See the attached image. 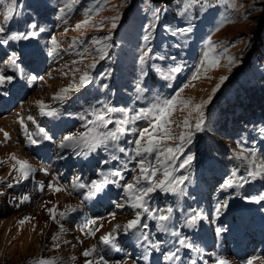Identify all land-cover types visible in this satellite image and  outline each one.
Returning a JSON list of instances; mask_svg holds the SVG:
<instances>
[{
  "label": "rangeland",
  "instance_id": "obj_1",
  "mask_svg": "<svg viewBox=\"0 0 264 264\" xmlns=\"http://www.w3.org/2000/svg\"><path fill=\"white\" fill-rule=\"evenodd\" d=\"M66 2L67 0L17 2L20 16L15 18L13 26L16 25L19 28L21 19L25 15H54L51 20L53 24L51 31L46 25L42 27V34L44 36L52 34V37L59 42L60 49L61 47L70 49L76 51V54L68 55L70 61L65 69L68 74L66 78L58 74L48 76L43 83L46 88L27 97L24 106L18 104L9 113H0V129H3L0 132V162H2L0 163V264H38L40 261H47L49 264H86L82 253L93 246L97 251L87 258L93 264H104V261L108 264H116L117 261L124 260H127L129 264L133 261L135 264H171L164 260V254L180 246L177 247L175 243L170 248V245L164 244V241L161 242L156 234H151L149 229L141 226L139 231L147 232L150 239L159 244V251L150 249L151 254L145 261L144 249L136 236L132 232L125 234L123 231V225L135 215V210L131 207H116L118 203L128 205L126 198L115 200L114 205H101L100 208L86 204L80 196L61 184L58 180L59 176L53 173L50 164L43 163L30 154L38 144V140H43L42 136L37 135L40 127H36L33 131L32 139L37 141L33 145L29 143L23 127L20 126L21 121L29 131L34 124L31 121L27 122V119L29 116L35 118L31 110H36L37 102L43 101L46 105H51L55 102L52 97L59 89L67 87L70 83H77V72L73 69H80L82 65L90 63L92 56L96 54L97 47L93 41L108 35H111V40L106 43L111 47L108 49L105 64L113 67V70L116 69L113 77L122 84L115 94L122 96L123 99L161 96L159 99L162 101L175 97L185 85H193L184 89L181 93L182 99H191L196 104L212 96V102L223 88L229 87L231 81L247 82V79L255 81L261 76V72H264V0H210L212 5L210 8L202 10L197 3L184 16H180L179 12L187 0H177L170 6L155 5L150 0H98V2L97 0H81L79 4L73 6L71 12L65 9V13L61 15L59 9ZM31 4L34 5V9L29 8ZM93 6L100 11L99 13L93 11L92 25H89L85 31H74L76 23L85 18L86 9ZM155 9L166 10L161 12L158 22L153 17ZM117 15L120 19L117 21L116 29L112 30V18ZM149 23L156 24L151 43L148 45L152 48L150 56L155 59L148 60L143 67L147 75L141 79L142 68L139 57L146 44L143 40L144 28ZM189 26L193 30L187 35L173 36L171 34L172 30ZM23 28L25 25L21 27ZM217 28L219 31L216 30ZM209 39L212 40L216 49L215 52L210 53V57L218 58L220 63L217 67L209 68L205 72L202 65L207 67L204 64V54L208 52ZM49 40L48 38L45 43ZM12 43L18 47H24L22 41ZM229 58L232 59V64L228 63ZM81 59L83 63H72L74 60ZM176 66H179L181 71L173 73L171 80H164L161 73L167 74L172 67ZM56 71L59 72V70L54 72ZM197 74L200 79L193 81V76ZM221 77H227V79L220 85L215 95H212V90L220 83ZM154 82L159 84H153ZM137 83L145 88L143 93H137ZM102 100L107 101L108 95ZM157 102V100L154 101L148 108ZM211 102L203 109L204 122ZM92 107L93 105L86 106L88 113L92 111ZM186 114L177 110L173 120L179 122ZM78 122V125L82 127L86 121L78 118ZM78 125L72 132L80 131L81 128ZM147 125L148 121H144V125L139 128ZM173 128L179 131L175 129V125ZM4 132L9 134L10 139L7 141H5ZM48 134L58 137L54 131ZM198 135L199 133H196L192 143L185 146V156L190 154L194 158ZM133 138L130 136V139ZM249 153L251 167L253 160L257 164H264V154L251 150ZM12 154L20 160L28 161L35 170L30 173L27 180L19 179L18 173L13 170V162L10 160ZM185 156H181V161ZM44 169L47 173L42 171ZM25 181L27 184H22ZM35 182L32 189L23 188ZM20 184L23 191L15 190L14 188H18ZM51 186L61 187L65 191L54 193ZM118 190L114 188L112 191ZM206 191H209L207 187ZM11 192L17 194V200L10 194ZM81 204H83L80 209L84 213L83 216H80L78 210L66 221L63 219L55 223L48 215L47 210L54 205L60 212L64 211L68 205ZM244 205L239 208V211L243 209L247 211L245 217L241 214L242 223H239L241 217L238 220L235 218L231 220L234 227L231 228L229 235H234V238L226 237V232H221L219 237L212 236V240L206 241L197 252L192 250L188 258H184L182 254L188 248H180L177 253L180 259L176 261V264H193V261L195 264H218L221 260L225 264H248L249 260L254 261V264H262L264 262V231L255 233L256 219L250 218L258 203H249L244 198ZM113 213H115V219L112 218ZM25 217L31 219L21 224L20 221ZM143 217L142 213V219ZM92 219L99 221L91 229L95 232L94 236L88 234L89 229L86 227L88 221ZM117 225L121 227L115 233V247L101 244L100 237L111 232ZM96 228L100 230L96 231ZM216 228L218 227H215V230ZM166 234L168 238H173L171 231ZM53 236H57L58 239L53 240ZM117 248L119 251L116 250ZM100 257H103V260Z\"/></svg>",
  "mask_w": 264,
  "mask_h": 264
},
{
  "label": "trees",
  "instance_id": "obj_2",
  "mask_svg": "<svg viewBox=\"0 0 264 264\" xmlns=\"http://www.w3.org/2000/svg\"><path fill=\"white\" fill-rule=\"evenodd\" d=\"M27 0H17L23 2ZM177 0H150L155 5H173ZM30 9H34V5H29ZM54 15H25L21 19L19 28L14 24V20L10 24L11 31L27 32L35 31L38 35L27 41H22L24 47H18L9 42V45H0V74L13 76L12 83H5L0 86V109L1 112L9 113L10 110L18 104L25 105L27 97H30L34 92L46 88L43 84L48 76L55 74L66 78L68 74L66 69L70 61L68 55L76 54V51L62 48L60 45L57 50L52 52L53 45L51 44L52 34H42V27L48 26L51 31L52 18ZM47 17V18H46ZM36 24L35 29L29 28V24ZM25 25V28L21 29ZM48 38V43H45ZM45 39V40H42ZM12 53L18 57V71H13L8 67V60ZM106 59L97 64L96 69L88 70L84 65L80 67L82 70L90 71L92 77L91 83L81 87L78 92L69 93V99L63 104L55 101L48 105L50 109L57 110V114L52 117L40 115V109L36 106V110H31V114L36 123L28 132L33 134L36 127L43 128L46 132L53 131L58 137H53L51 141L38 140L31 155L37 160L50 164L53 173L59 176L61 184L74 194L83 199L84 190H78L72 187V181L76 177L81 180L102 179L98 176V172H107L113 166H118V162H113V165H101V161L109 157V153L98 149L94 153H90L85 159L75 155L71 149L61 150L58 147V141L62 137L73 130L79 124L78 117L84 114L86 120H94L95 115H89L86 106L93 105L96 109H102L104 104L110 107L123 109L128 117L135 116L141 109H147L157 98H122L117 96L115 91L121 87V81H118L113 76L116 69L106 66ZM59 70V72H54ZM82 72H77L79 76ZM255 81H231L228 88H223L214 100L209 105L204 122L205 131L199 133L196 139V152L190 166L176 172V176H186L187 180L181 188L184 191L182 196L172 194H157L154 200L150 202L149 207L156 209V214L167 215L166 209H172L171 219L168 222V228L171 232L176 231L186 239L187 243L192 245V248L185 249L182 253L184 258H188L192 250L197 251L206 241L212 240V236H216L215 227L220 228L221 232H226V237L234 238V235H229L231 228L234 225L231 220H238L247 215L244 209L239 211L240 207H244V198L264 195V179L258 177L255 181L245 183L242 188L223 189L222 185L228 179H232L233 171L237 177L247 174V170L251 168L249 159L251 155L249 150L257 151L264 154V72ZM37 77L32 80L31 77ZM40 77L44 79L41 80ZM77 82V83H78ZM153 84L158 85V82ZM103 85H108L104 88ZM108 95V100L102 99ZM120 98V99H118ZM159 98L161 96H158ZM48 110V109H46ZM113 121L124 118L120 112L111 114ZM30 121L27 119V122ZM20 125V124H18ZM144 125V120L137 121L135 125L130 127H141ZM22 126V125H20ZM79 126V125H78ZM90 127L92 125H89ZM80 131L85 130L81 126ZM115 125H110L109 128L114 129ZM125 137L121 141V146L128 149L132 147L127 144ZM79 151V149H77ZM124 159V154L116 153ZM131 154V153H130ZM184 157V156H183ZM239 157V158H238ZM179 163V161H178ZM135 167V161L129 164V169ZM133 173L126 174V179H130ZM37 182V181H36ZM26 185L23 187L30 190L36 184ZM22 184H27L25 181ZM20 184L15 190H22ZM209 191H206V187ZM115 186L109 185L102 194L92 200H87L86 204L100 208L101 205H106L108 202L120 199L123 197L122 190L113 193L112 189ZM23 191V190H22ZM239 192V196H237ZM15 200L17 194L10 193ZM19 196V195H18ZM84 200V199H83ZM228 201V207L221 210V214L217 217L215 209L218 204L223 201ZM85 201V200H84ZM14 202V201H13ZM16 205V202H14ZM80 211V216L83 214ZM242 212V213H239ZM199 213L205 217L197 223L195 227H187L186 221L192 215ZM71 213L64 219L66 221L71 217ZM250 218L256 219L254 232L264 231V201L258 203ZM243 218L239 223H242ZM147 223L150 233H154L164 244H169L170 248L176 243L179 247V237L173 236L168 238L166 233L160 232L157 227V221L146 219V214L142 219V224ZM141 224V226H142ZM166 235V236H165ZM256 236V235H253ZM173 240V241H172ZM137 242V241H135ZM213 242V241H212ZM211 242V243H212ZM210 243V244H211ZM163 244V246H164Z\"/></svg>",
  "mask_w": 264,
  "mask_h": 264
},
{
  "label": "snow or ice",
  "instance_id": "obj_3",
  "mask_svg": "<svg viewBox=\"0 0 264 264\" xmlns=\"http://www.w3.org/2000/svg\"><path fill=\"white\" fill-rule=\"evenodd\" d=\"M81 0H67L63 7L59 9L61 15L65 13V9L68 12L73 10V6L77 5ZM98 2V0H97ZM199 3L200 8L207 9L212 5L210 0H187L184 4L183 9L179 12L180 16H184L185 13L194 5ZM18 4L17 0H0V45H9L10 41L19 42L27 41L31 38L36 37L38 34L35 31L27 32H18L11 31L10 24L18 16L20 12L17 10ZM95 11L99 13L100 9L92 8L86 9L85 18L76 23L74 31L82 32L87 30L89 25L93 23L92 13ZM161 9L153 10V17L156 22L160 20ZM120 19V16L117 15L112 18L111 29L114 30L117 27V21ZM156 27L155 23H149L145 28V35L143 40L146 42L144 50L139 57V63L141 65V79L147 75V72L143 71V67L148 63V60L155 59V57L150 56L152 48L148 45L152 40V33ZM29 28L35 29L36 24H29ZM192 27L179 28L172 30L171 34L176 36L177 34L184 36L192 32ZM219 31V28L216 29ZM43 31V29H40ZM111 40V35L105 36L103 39H95L93 44L97 46L95 48V55L92 56L91 62L85 65V68L88 70H95L97 64L100 61H103L108 56V49L111 47L110 44L106 41ZM208 43V52H205L204 64L207 67H203V70L206 72L209 68L217 67L220 63L219 59L216 57H210V53L215 52V46L211 39L207 41ZM51 44L53 45L52 52L54 53L59 47V42L55 37L52 38ZM17 55L12 53L8 60V67L12 68L13 71L19 70V65L17 64ZM164 59V57H160ZM173 59H175L173 57ZM73 64L83 63V59L80 61H73ZM229 64H232L233 61L231 58L228 60ZM153 67H155L153 65ZM82 69H73L74 72H82L79 76L78 83H70L67 87L59 89L58 92L52 97L53 100L59 101L63 104L66 100L69 99V93L80 91L81 87L87 86L92 81L90 71ZM157 71H160L157 69ZM181 68L179 66L172 67L169 73H161V76L164 80L168 81L173 78V73H179ZM31 79L34 81L37 77L33 76ZM43 80V77H40ZM193 81L200 79L199 74L193 76ZM227 79V77H221L220 83L212 90V95H215L216 91L219 90L220 85ZM13 76L0 74V86H3L5 83H12ZM170 86V85H169ZM193 85H185L183 88L177 92L176 96L171 99L160 100L157 97V103H154L151 108L141 109L135 116L128 117L123 109H118L110 107L107 104L103 105L102 109H96L92 107V111L89 112V115L94 114V120H87L82 124L83 131H74L70 132L62 137L58 142V147L63 149H71L75 155L84 157L87 159L90 153L96 152L98 149H102L104 152L109 153V157L101 161V165H113V162H118V166H113L107 172H98V176H102V179H92V180H81L80 177H76L72 181V187L78 190H85L83 199L85 201L94 199L97 194H102L107 186L113 185L117 189L122 190L123 197L126 198L128 206L135 210V215L133 219L128 220V222L123 225V231L125 234L132 232L136 236L137 241L140 243V246L143 247L145 255L144 259L147 261L148 256L151 254L150 249L159 251V244L154 243L147 232L139 231L142 224V213L146 214L147 220L157 221L156 227L160 232L167 233L170 231L167 224L171 219L172 209H166L167 215L156 214V209L149 207L150 202L154 200V197L157 194H172L177 196H182L184 194L181 186L184 184V181L187 180L186 176L180 175L176 176L175 173L184 169L186 166H190L193 160L192 155L185 156V146L190 145L193 140V136L196 133H202L205 131L204 128V112L203 109L208 103L211 102L212 96H209L207 100L201 101L200 103L194 104L191 99H182L181 93L185 88ZM104 88H107L108 85H103ZM137 93H143L145 88L141 87L140 83L136 85ZM38 107L40 109V115L52 117L57 114V110L50 109L43 101H38ZM48 109V110H46ZM179 110L181 113H187L183 118L176 122L173 120V116L176 111ZM87 111V110H85ZM120 112L124 118L117 119L113 121L111 114ZM81 121H85L86 117L84 114H81L78 117ZM28 119L35 124L36 121L29 116ZM144 120L148 121L146 127L137 128L130 127V125H135L137 121ZM115 125L114 129H109L110 125ZM21 125L26 134L27 139L30 144H36L37 141L32 139V133L28 132L26 126H23V121ZM89 125H92L91 127ZM179 129L175 131L173 128ZM3 129H0L2 132ZM261 131H264L262 129ZM37 135L42 136V139L45 141H51L52 136L48 134L43 128H39ZM128 136L134 137L133 139H127L126 143L132 147L125 149L121 146V141ZM5 141L9 140V134L4 132ZM79 149V151H77ZM124 154V159H121L116 153ZM131 153V154H130ZM181 156L185 158L181 161ZM239 158V157H238ZM13 170L18 173L19 179L27 180L30 173L35 170L26 160H20L16 157L15 154L10 156ZM135 161V167L129 169V164ZM179 161V163H177ZM2 163V162H0ZM47 173V170H42ZM133 173L131 179H126V174ZM232 179H228L222 188L227 190L231 188H242L245 183L250 181H255L258 177L264 178V164H257L255 160L252 161V167L247 170V174L237 177L235 171L232 173ZM54 193H59L65 191V189L57 186H51ZM237 192V196H239ZM249 203H260L264 201V195L255 196L251 198H246ZM125 205L123 203H118L117 208H123ZM228 201L225 200L222 203L218 204L215 212L217 217L221 214V210L227 208ZM83 204L72 206H66L64 211H57V206L49 208L48 215L55 222L59 223L60 220L65 219L71 213H75L78 210L82 209ZM112 218L115 219V213L112 214ZM30 217H25L20 221L21 224L30 220ZM205 217L199 213L192 215L189 220L186 221L187 227H195L197 223L201 220H204ZM99 221L97 219H92L88 221L86 227L89 229L88 234L94 236L95 232L91 229L93 226L97 225ZM102 228L103 225L101 224ZM120 225H117L115 229L109 232L106 235L100 237V243L105 246L115 247L114 241L116 240L115 233L120 229ZM142 227L147 229L149 225L143 223ZM100 228H96V231H99ZM63 231V227H61ZM221 229L216 228V235L219 237L221 235ZM172 236L179 237L180 248H192L190 243L186 242V239L181 236L179 232H171ZM57 236H53V240H57ZM147 242V243H145ZM180 248H175L174 251H169L164 254V260L171 262V264H176V261L180 259L177 253L180 251ZM119 251V249H116ZM97 251L96 247L84 251L82 255L86 259V264H93L91 260L87 258L92 256L93 253ZM198 251V250H197ZM103 260V257H100ZM38 264H49L47 261H40ZM104 264H108L107 261H104ZM116 264H129L127 260L117 261ZM135 264V261L132 262ZM193 264L195 262L193 261ZM218 264H225L223 260L218 261ZM248 264H254V261L249 260ZM264 264V262H262Z\"/></svg>",
  "mask_w": 264,
  "mask_h": 264
}]
</instances>
